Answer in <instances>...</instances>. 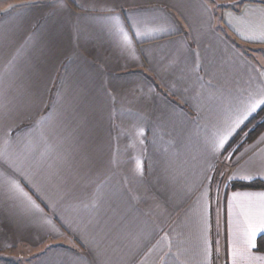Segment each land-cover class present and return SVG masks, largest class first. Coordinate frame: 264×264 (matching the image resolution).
Segmentation results:
<instances>
[{
    "label": "crops",
    "instance_id": "0c3cea01",
    "mask_svg": "<svg viewBox=\"0 0 264 264\" xmlns=\"http://www.w3.org/2000/svg\"><path fill=\"white\" fill-rule=\"evenodd\" d=\"M262 106L264 2L0 0V264H264Z\"/></svg>",
    "mask_w": 264,
    "mask_h": 264
},
{
    "label": "trees",
    "instance_id": "16d2710c",
    "mask_svg": "<svg viewBox=\"0 0 264 264\" xmlns=\"http://www.w3.org/2000/svg\"><path fill=\"white\" fill-rule=\"evenodd\" d=\"M256 1L264 2V0ZM262 131H264V106L242 126L226 149V153L232 147H235L234 151L238 152L245 144L254 141ZM227 189H264V180L259 178L253 180H231L227 184ZM256 250L264 252V234L258 237Z\"/></svg>",
    "mask_w": 264,
    "mask_h": 264
},
{
    "label": "snow or ice",
    "instance_id": "6c2138e0",
    "mask_svg": "<svg viewBox=\"0 0 264 264\" xmlns=\"http://www.w3.org/2000/svg\"><path fill=\"white\" fill-rule=\"evenodd\" d=\"M259 232H264V212L256 217H249L246 228V250L255 247V238ZM241 254L239 249L233 251V261L235 264L236 257Z\"/></svg>",
    "mask_w": 264,
    "mask_h": 264
},
{
    "label": "rangeland",
    "instance_id": "374dc122",
    "mask_svg": "<svg viewBox=\"0 0 264 264\" xmlns=\"http://www.w3.org/2000/svg\"><path fill=\"white\" fill-rule=\"evenodd\" d=\"M229 165L227 166V164L225 163L224 165H223V169L221 168L220 169V172H219V176L221 177V179H224L225 178V176H227V173H229ZM217 177H216V175H215V179H216ZM221 182H222V180H220V185H221ZM218 200H220V199H218ZM219 222V221H218Z\"/></svg>",
    "mask_w": 264,
    "mask_h": 264
}]
</instances>
